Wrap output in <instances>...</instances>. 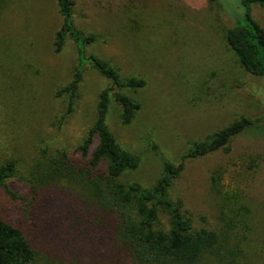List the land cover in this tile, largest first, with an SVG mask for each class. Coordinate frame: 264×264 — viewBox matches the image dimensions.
<instances>
[{
    "label": "rangeland",
    "instance_id": "rangeland-1",
    "mask_svg": "<svg viewBox=\"0 0 264 264\" xmlns=\"http://www.w3.org/2000/svg\"><path fill=\"white\" fill-rule=\"evenodd\" d=\"M241 1L75 0L76 26L98 36L88 53L122 77L145 80L124 89L140 104L130 124L121 122L114 98L107 117L122 147L140 157L124 181L150 187L166 160L179 162L194 143L240 117L262 119L234 139L230 152L188 160L175 182L186 215L218 233L208 264H264V76L246 71L226 39V28L244 22ZM252 14L264 27V8L255 4ZM62 21L56 0H0V166L16 160L9 183L18 193L0 188V215L27 230L41 262L56 244L43 216L28 210L37 188L32 167L59 151L84 161L77 147L111 85L88 64L74 110L64 117L69 98L56 92L72 79L78 53L71 38L54 51ZM160 219L168 228L169 215Z\"/></svg>",
    "mask_w": 264,
    "mask_h": 264
},
{
    "label": "trees",
    "instance_id": "trees-1",
    "mask_svg": "<svg viewBox=\"0 0 264 264\" xmlns=\"http://www.w3.org/2000/svg\"><path fill=\"white\" fill-rule=\"evenodd\" d=\"M217 2L221 0H208ZM62 25L55 34L54 51L60 52L68 38L77 45V64L70 82L57 90L69 98V115L79 97L85 67L91 64L111 81L99 95L96 119L77 151L83 162L67 152L38 160L32 167L31 185L37 187L28 210L40 214L51 227V244L40 258L26 229L0 215V264H208L219 241L214 230L199 227L174 197V185L188 160L213 152L232 150V142L260 117H240L198 141L179 162L166 160L157 182L145 187L126 182L122 175L138 168L140 157L128 151L111 131L107 117L112 98L120 106L123 124H130L140 104L124 89L137 90L145 80L122 77L119 69L87 47L98 40L80 30L74 20L75 0H56ZM244 22L226 28V39L241 64L253 76H264V27L252 14L253 5L264 8V0H242ZM17 174V162L9 159L0 166V188L17 197L10 179ZM31 208V209H30ZM169 215L166 228L160 216ZM46 257V258H45ZM227 264H251L229 259Z\"/></svg>",
    "mask_w": 264,
    "mask_h": 264
}]
</instances>
